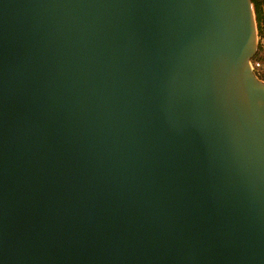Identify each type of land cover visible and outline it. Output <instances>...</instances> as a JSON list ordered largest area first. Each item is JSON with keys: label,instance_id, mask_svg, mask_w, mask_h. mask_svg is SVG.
<instances>
[{"label": "water", "instance_id": "1", "mask_svg": "<svg viewBox=\"0 0 264 264\" xmlns=\"http://www.w3.org/2000/svg\"><path fill=\"white\" fill-rule=\"evenodd\" d=\"M251 0H0V264H264Z\"/></svg>", "mask_w": 264, "mask_h": 264}, {"label": "built area", "instance_id": "2", "mask_svg": "<svg viewBox=\"0 0 264 264\" xmlns=\"http://www.w3.org/2000/svg\"><path fill=\"white\" fill-rule=\"evenodd\" d=\"M258 49L254 57L250 60V68L253 74L264 82V38L257 35ZM262 47V50H260Z\"/></svg>", "mask_w": 264, "mask_h": 264}, {"label": "trees", "instance_id": "3", "mask_svg": "<svg viewBox=\"0 0 264 264\" xmlns=\"http://www.w3.org/2000/svg\"><path fill=\"white\" fill-rule=\"evenodd\" d=\"M251 1L254 5L258 36L264 38V0ZM260 50H262V47H260Z\"/></svg>", "mask_w": 264, "mask_h": 264}]
</instances>
